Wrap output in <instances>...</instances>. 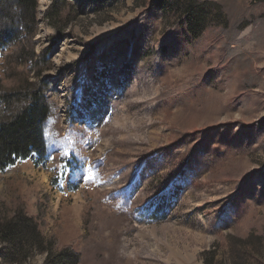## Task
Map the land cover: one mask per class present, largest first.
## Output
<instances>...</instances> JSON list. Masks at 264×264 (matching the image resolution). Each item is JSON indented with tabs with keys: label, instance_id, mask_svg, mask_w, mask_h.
Masks as SVG:
<instances>
[{
	"label": "rangeland",
	"instance_id": "374dc122",
	"mask_svg": "<svg viewBox=\"0 0 264 264\" xmlns=\"http://www.w3.org/2000/svg\"><path fill=\"white\" fill-rule=\"evenodd\" d=\"M36 2L55 108L44 155L0 170V205L77 264H264V0H199L200 27L176 3L57 0L52 20ZM2 246L0 264L45 260Z\"/></svg>",
	"mask_w": 264,
	"mask_h": 264
},
{
	"label": "trees",
	"instance_id": "16d2710c",
	"mask_svg": "<svg viewBox=\"0 0 264 264\" xmlns=\"http://www.w3.org/2000/svg\"><path fill=\"white\" fill-rule=\"evenodd\" d=\"M147 1L176 3L192 26L200 27L206 19L199 0H134V3L139 6ZM54 2L47 10L52 20L57 15V0ZM36 5V0H0V55H3L0 58V170L34 153L44 155L45 121L55 108V102L46 92L48 82L39 77L46 52L40 55L35 52ZM12 42L17 47L1 52ZM22 62L37 66L35 78H31L30 71L18 69ZM0 242L3 260L8 263L26 261L35 251L46 252L43 264H77L79 260V254L69 245L55 249L53 239L41 233L37 219L26 211L23 203L13 208L0 205ZM204 264H213L212 256L205 257Z\"/></svg>",
	"mask_w": 264,
	"mask_h": 264
}]
</instances>
